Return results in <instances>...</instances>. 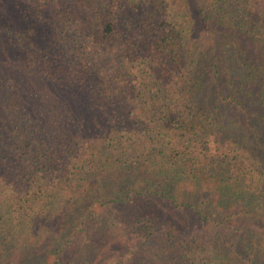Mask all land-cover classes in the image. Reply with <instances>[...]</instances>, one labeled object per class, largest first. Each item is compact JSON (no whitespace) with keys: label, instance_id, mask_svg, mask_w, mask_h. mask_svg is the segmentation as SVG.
<instances>
[{"label":"trees","instance_id":"1","mask_svg":"<svg viewBox=\"0 0 264 264\" xmlns=\"http://www.w3.org/2000/svg\"><path fill=\"white\" fill-rule=\"evenodd\" d=\"M0 45V264H264V0H0ZM143 162L212 237L136 209Z\"/></svg>","mask_w":264,"mask_h":264},{"label":"rangeland","instance_id":"2","mask_svg":"<svg viewBox=\"0 0 264 264\" xmlns=\"http://www.w3.org/2000/svg\"><path fill=\"white\" fill-rule=\"evenodd\" d=\"M0 54L2 55V58H0V63L2 65L6 64L5 58L7 57V54L3 53V45H0ZM8 60L10 61L9 57ZM192 154L196 156L197 160H201L199 162H203L208 160L209 158H219L224 153V149L222 146H216L212 139H209L207 136L205 138H201V140L196 141L194 144L192 143L191 146ZM150 150H140L135 155L142 159H147L148 153ZM196 160V159H195ZM141 161V159L139 160ZM243 165L250 166L252 163L250 161H246L242 163ZM204 167V165L200 166ZM140 171V176L136 178L135 183V190H141V192L134 193L131 192L130 196L133 197V205L138 210H146V209H155L163 214L171 217L173 220L175 219L179 224H182L185 227H188L190 231L194 233H200L201 235H207L208 237H212L213 233L212 230H216L217 225H215V221H203L200 217H197L195 213L188 207H180L179 205L174 204L169 199H163L161 197L157 196H151V192L148 193V190L146 189L148 185H152L155 190L158 188V183L155 182L154 179H152L151 182L146 183V178L148 174H153L157 171L153 168V166H149L147 163L143 162L141 164V168L138 170ZM166 182V181H165ZM163 182V183H165ZM98 181L95 183L94 186H96ZM123 183V180L120 179L116 182V185L119 187H114V191H117L120 189V184ZM156 183V184H155ZM160 184V182H159ZM96 190L98 187H94ZM110 188L106 190L107 193V199L108 201H112L115 199V195L113 196L110 194ZM137 192V191H136ZM127 194V193H126ZM97 197V195H96ZM102 201H105V199H99ZM221 203L231 204L234 202V199L230 198H220L219 200ZM62 208H60V213L57 215L54 221H61L65 217L66 211L65 205H61ZM222 207H225V205H222ZM220 220L217 219L216 222H219ZM116 238V237H115ZM116 239H111L110 237H105L102 235H98L94 238V240H91L89 242H86V245L81 247L79 249V255H83L88 257L89 255L93 256L94 259L97 258H103L104 256L108 254H114V255H122L125 251V247L119 244L115 243ZM49 241L44 237L42 238V241L38 242L36 245L32 246L28 249L27 252L21 253L20 262L16 264H29L30 262H38V264H43L45 261L48 260L47 256L49 253L50 248L46 245ZM64 249L62 255L65 254V257H69L72 252L69 251V249L66 251ZM75 255V254H74ZM76 256V255H75ZM51 259V258H50ZM49 259V260H50ZM67 259V258H64ZM3 262V261H2ZM5 264V263H2ZM11 264L10 261L9 263Z\"/></svg>","mask_w":264,"mask_h":264}]
</instances>
